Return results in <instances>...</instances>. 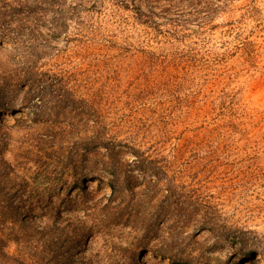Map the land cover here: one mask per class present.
<instances>
[{
	"label": "rangeland",
	"instance_id": "1",
	"mask_svg": "<svg viewBox=\"0 0 264 264\" xmlns=\"http://www.w3.org/2000/svg\"><path fill=\"white\" fill-rule=\"evenodd\" d=\"M174 262L264 264V0H0V264Z\"/></svg>",
	"mask_w": 264,
	"mask_h": 264
},
{
	"label": "trees",
	"instance_id": "2",
	"mask_svg": "<svg viewBox=\"0 0 264 264\" xmlns=\"http://www.w3.org/2000/svg\"><path fill=\"white\" fill-rule=\"evenodd\" d=\"M110 186L112 187V185H110ZM112 189H114V188L112 187ZM111 210H112V209H110V210L108 211V213H107L108 218H109V217H111V218H115L114 216L117 215V213H116V212H115V213H114V212L111 213ZM108 220H109V219H108ZM175 263H177V262H174L173 264H175Z\"/></svg>",
	"mask_w": 264,
	"mask_h": 264
}]
</instances>
